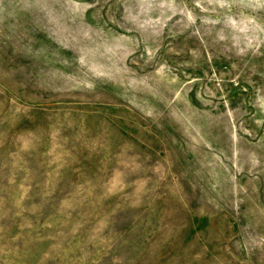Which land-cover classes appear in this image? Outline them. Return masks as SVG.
<instances>
[{
	"label": "rangeland",
	"instance_id": "obj_1",
	"mask_svg": "<svg viewBox=\"0 0 264 264\" xmlns=\"http://www.w3.org/2000/svg\"><path fill=\"white\" fill-rule=\"evenodd\" d=\"M0 264H264V0H0Z\"/></svg>",
	"mask_w": 264,
	"mask_h": 264
}]
</instances>
